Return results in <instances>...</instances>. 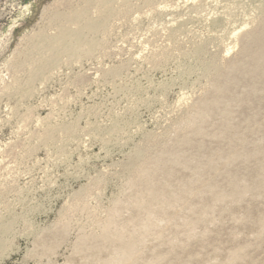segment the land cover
Here are the masks:
<instances>
[{
    "label": "rangeland",
    "instance_id": "rangeland-1",
    "mask_svg": "<svg viewBox=\"0 0 264 264\" xmlns=\"http://www.w3.org/2000/svg\"><path fill=\"white\" fill-rule=\"evenodd\" d=\"M263 8L264 0H111L103 12L102 0H0V264H117L110 249L89 251L81 240L101 234L114 211L128 235L143 236L132 220L136 167L182 133L211 92L212 63L225 67L239 55ZM66 28L82 32L68 36L73 51L56 41ZM235 92L245 93L243 85ZM256 105L232 107L251 151L264 142V94ZM204 141L228 148L213 136ZM195 147L183 149L205 162ZM233 164L228 171L241 174L256 163ZM175 170L174 186L193 176ZM200 204L187 198L158 215L137 243L136 264H229L245 245L244 258L231 262L264 264V192L227 200L191 233Z\"/></svg>",
    "mask_w": 264,
    "mask_h": 264
},
{
    "label": "bare ground",
    "instance_id": "bare-ground-1",
    "mask_svg": "<svg viewBox=\"0 0 264 264\" xmlns=\"http://www.w3.org/2000/svg\"><path fill=\"white\" fill-rule=\"evenodd\" d=\"M110 1L111 0H102L103 12L106 11ZM262 11V13H264V8ZM73 17H77V14L70 17V19H73ZM259 22L258 25L245 34L242 48L236 58L228 62L225 67L221 68L216 62L212 63V65L217 66V70L216 73H214L215 75H213V81L211 80V94L209 93L192 108L193 110L191 109L192 115L190 114V116L184 120L186 127L182 130V133L180 132L179 135H176L172 139L173 141H170V144H165L166 146L163 145V147L161 146L162 148L160 151L155 153L153 157H150L147 162L136 167V178L133 179L130 185L131 187L139 188V192L137 193L138 196H135L134 199L132 198V207L137 210V213L135 214V217L132 216L133 219H131L140 225L141 231L143 230L144 232V237L147 235L149 236L150 232H152L150 230L157 225L158 220L156 221V217H158V215H165L167 212L164 214L163 211L167 207L178 206L179 203L187 198L191 199L192 197H197L201 203L200 206L196 208L193 206L192 208L196 215L195 220L191 218L192 220L188 223L191 227L188 231L192 233L196 230L195 226L199 220H205V216L211 209L220 205L222 206V203H225L227 200H235L238 202L247 198L249 195L256 196L264 192V142H260L262 146L260 145L259 147L256 144L255 151L246 150L244 145L249 140H247L244 131L242 132L241 130L240 132V125L233 121L232 117V107L235 104L252 103V101H254V103L260 107L263 101L264 15ZM81 34L82 32L80 30L72 32L66 28L57 37L56 41L60 44L61 49L73 51L75 46L69 42L70 39H68V36L73 35L76 38H79ZM239 85H243L245 93L238 94L235 92L236 87L238 88ZM257 115V113L254 114L253 119ZM212 116L218 118V120L215 122V129L211 128V130H209L206 128L205 122H207ZM208 136H213V138H217L222 142L226 141L228 143V148H211L210 146H206V139L204 141V138ZM188 145H192L195 149L196 145L202 147L201 152L204 159L207 158V160L205 159V162H202L201 160L199 161L198 158L191 155L188 156L184 151L185 149H183L184 146ZM249 159L254 160L256 163L252 168L245 170L241 174H238V171H233V173H230L231 170L228 171V167L234 162L239 160L247 162ZM177 165H181L184 168H190L193 176L189 179H180L178 182L179 184L174 186L172 185L171 178L173 173H176L175 167ZM207 174L209 175L207 176ZM219 176H224L226 178L225 183L227 181V187H225V184H223L225 185L223 186L219 183L217 179ZM118 205L120 206V204ZM115 208H117V206ZM140 213H143V215L145 214V218L141 217L143 215ZM170 213L172 212L170 211ZM115 216L116 214L114 211L108 218L109 220H107L108 222L106 223L105 228H102L104 231L101 234L94 237H85L81 240L80 244L82 247H85V249L89 248V251L95 250L94 247L96 248V246L99 252L104 248V251L106 249V251H109L110 249L113 261L117 264H136L140 260V252H138L139 248L137 249V243L138 241L144 240L143 236L134 237L130 231L129 234H131V236L128 235L125 228L120 226L122 223L118 225L120 222L118 221L117 223V217ZM234 216L236 217L235 214ZM242 216L245 217L244 214H242ZM248 216L246 218H248ZM257 224V233L262 235L264 233V214L259 216ZM183 226L185 225L183 224ZM112 227H115L116 230H112ZM164 235L165 233L163 234L162 232L158 234L163 241ZM95 240L96 243H94ZM173 246L176 247L174 242ZM245 246H241L235 250L233 249V252L229 256L228 263L236 262L244 258L246 253ZM159 251L157 253H161ZM101 257L106 256L103 255ZM108 257L110 258V256ZM157 257H155V259ZM162 257L163 255L161 258ZM148 260L150 261L151 259ZM153 260L154 258L151 261ZM109 261L110 260L108 259V264L110 263ZM156 262H154V264ZM221 262L222 260L220 263ZM152 263L153 262H148L146 264ZM161 263L162 262H160V264ZM216 263L217 261L215 264ZM224 264H227V262H224Z\"/></svg>",
    "mask_w": 264,
    "mask_h": 264
}]
</instances>
